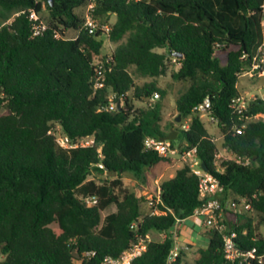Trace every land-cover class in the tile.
<instances>
[{
  "label": "trees",
  "instance_id": "1",
  "mask_svg": "<svg viewBox=\"0 0 264 264\" xmlns=\"http://www.w3.org/2000/svg\"><path fill=\"white\" fill-rule=\"evenodd\" d=\"M88 2H47L49 28L34 36L24 12L34 0H0V264H102L139 238L148 239L146 249L131 264L181 263L183 251L171 257V231L202 205L200 176L185 163L159 183L161 200L143 213L145 196L126 188L123 174L145 178L147 169L167 160L146 146L148 136L169 139L180 150L196 147L219 179L223 201L242 196L252 202L251 213L229 222L243 247L262 254L264 117L256 115H264V98L250 99L242 113L230 104L241 93L239 73L262 40L264 0H99L98 21L112 25L110 53L101 29L84 28ZM62 27L74 35L57 37ZM100 66L105 83L95 89ZM168 73L188 82L177 98L175 129L162 124L161 100L149 102L154 93L166 95L156 78ZM148 77L154 80L136 81ZM114 95L121 105L108 109ZM206 98L223 148L240 161L217 157L219 146L196 110ZM57 127L71 142H93L63 147ZM88 196L97 202L86 203ZM154 230L166 236L149 239ZM207 233L208 246L197 250L194 264H264V258L227 259L223 234ZM91 250L96 254L82 259Z\"/></svg>",
  "mask_w": 264,
  "mask_h": 264
},
{
  "label": "built area",
  "instance_id": "2",
  "mask_svg": "<svg viewBox=\"0 0 264 264\" xmlns=\"http://www.w3.org/2000/svg\"><path fill=\"white\" fill-rule=\"evenodd\" d=\"M99 0H89L88 5L85 9L84 13V28L89 33H97L98 30L101 29L102 34L107 37L110 34L112 29V25L110 22H106L101 24L96 17V6ZM35 5L24 9V12L28 14L30 23H31V31L34 36H40L44 34L48 28L49 24L44 17V12L47 11V2L49 0H34ZM262 40L258 47L256 48L251 63L242 68L239 73L240 76L251 77L256 74L264 75V5L262 11ZM63 28V32L57 31V37H65L70 38L67 35L66 28ZM109 59V58H108ZM105 71L103 67H99L96 69V74L94 78V87L95 89L102 87L105 83ZM160 96L159 93H154L152 97L149 99L150 103L157 101V98ZM114 96H112V101L109 104L108 109H115L118 105L116 101H114ZM257 95L252 94L251 96H247L245 94L240 93L236 97H234L231 101V107L235 112L242 113L244 110H247L248 101L252 98H257ZM211 100L210 98H206L204 102H202L199 106L196 107L198 112L207 113L212 121H217V118L211 113ZM264 117L262 114L256 115V118ZM190 126V121L186 120L183 124L184 129H188ZM243 127H238L236 129L237 133H241ZM58 143L63 147H75V146H86L90 145L93 142V138H81L76 142H71L66 136L57 137ZM146 146L151 149L157 151L162 156H168L170 153L179 154V156L189 164L195 172L200 176V195L204 199L202 205L198 207L195 211L196 215H199L203 218L204 224L207 228H214L223 234L224 238V251L227 259L232 261H239L240 263L248 262L252 258H258L259 262H263L264 252L260 255H257L258 248L256 246L252 248L243 247L238 241V232L230 227V214L237 213H251L253 210L252 202L247 197H237L230 198L227 201H223L221 197H219V193L222 191V187L219 179L213 173L209 171H205L202 167V161L197 155V148L192 147L189 149L180 150L179 148H174L169 139H162L154 136H148L145 139ZM219 156V154H217ZM240 161L235 154L231 157ZM100 167H104L102 163L99 164ZM160 188L157 189V196L152 195L148 200V204L150 207V211L153 206L156 205L160 199ZM85 202L88 204H95L97 202V198L93 196L85 197ZM154 211V210H153ZM150 239V238H149ZM148 239L139 238L137 241L132 243V245L125 249L122 254L118 257L106 256L102 262V264H131L134 259L142 255L144 250L146 249ZM179 247L176 246L174 248L173 254L171 255L172 259H176L179 252ZM96 254V251H86L83 253V257H91Z\"/></svg>",
  "mask_w": 264,
  "mask_h": 264
},
{
  "label": "rangeland",
  "instance_id": "3",
  "mask_svg": "<svg viewBox=\"0 0 264 264\" xmlns=\"http://www.w3.org/2000/svg\"><path fill=\"white\" fill-rule=\"evenodd\" d=\"M116 18L115 15H112V20L114 21ZM67 35L69 37L74 35V31L71 29L66 30ZM104 39V51L106 53H110L112 50V43L109 40V38L106 35H103ZM178 64L175 65L172 69H177ZM171 69V70H172ZM154 80V78H138L136 81L140 84ZM158 82V86L162 89H166L167 93L165 96L160 95L157 100H161L163 104V126H170V128L175 129L180 126L181 118L178 116V110H177V98L181 94L182 91H184L188 85V82L183 81H174L171 78V74L168 73L167 75H163L156 78ZM239 90L242 94H245L247 96H251L252 94L260 96L264 98V75L261 77H256L254 79H251L246 76H240L239 82H238ZM137 105H142L143 102L136 101ZM202 118L206 124V127L208 128L209 132L214 136L218 146H219V157H227L231 158L233 154L223 148L222 146V133L219 128V125L217 121H212L209 117V115L206 113L201 112ZM55 133L57 134V137L62 136L61 135V129L59 127L56 128ZM167 157V160L161 161L157 165L153 166L151 169L146 170V177H136L130 173H124L123 174V181L124 186L129 189H139L141 190L142 194L145 196V200L142 203V212L146 213L148 211L149 204L148 200L153 195L155 187L157 186L155 183V180L158 177L159 181L161 182L163 178L167 176H171L173 173L176 172L178 168H180L182 165L186 163L185 160H183L179 154L176 153H170ZM165 166V168H163ZM100 176V174H99ZM103 175H101L102 177ZM104 177V176H103ZM139 184H142L141 186ZM113 208V207H112ZM229 220H232V218H235L236 216L234 214L229 215ZM155 231V230H154ZM158 232L154 234L153 239H158L159 237ZM181 247H179V252L183 251L182 255V261L179 264H194L197 247H193L191 249H187V245L184 242H181ZM168 264H174L172 262H169Z\"/></svg>",
  "mask_w": 264,
  "mask_h": 264
},
{
  "label": "crops",
  "instance_id": "4",
  "mask_svg": "<svg viewBox=\"0 0 264 264\" xmlns=\"http://www.w3.org/2000/svg\"><path fill=\"white\" fill-rule=\"evenodd\" d=\"M202 116V115H201ZM165 168V166L163 167ZM176 173V172H175ZM175 173H173L171 176H173ZM167 176V177H171ZM165 177V178H167ZM155 180L156 187L154 190V193L159 188V179ZM163 178V179H165ZM162 179V180H163ZM153 193V194H154ZM150 212V209L148 208V211L146 213ZM208 228L205 226L203 218L199 215L194 214L193 216H190L188 218H185L181 220L173 229L172 233L176 241V246L181 247L183 249L181 242H184L187 245V249H191L193 247H197V250L201 247H207L209 243V235L207 233ZM159 234V238L156 240H162L166 233L159 232V231H152L149 234V238L153 239L152 236H154L155 233Z\"/></svg>",
  "mask_w": 264,
  "mask_h": 264
},
{
  "label": "water",
  "instance_id": "5",
  "mask_svg": "<svg viewBox=\"0 0 264 264\" xmlns=\"http://www.w3.org/2000/svg\"><path fill=\"white\" fill-rule=\"evenodd\" d=\"M54 2H55V0H49V3H50L52 6L54 5ZM118 105L120 106V105H121V102H119ZM197 113H198V111H197ZM202 167H203V169H204L205 171H209V170H208V167L206 166V163H205L204 161H202ZM109 174H111V173L109 172Z\"/></svg>",
  "mask_w": 264,
  "mask_h": 264
}]
</instances>
